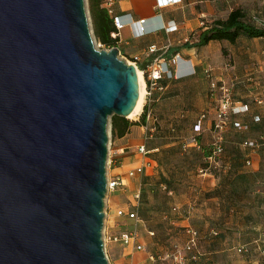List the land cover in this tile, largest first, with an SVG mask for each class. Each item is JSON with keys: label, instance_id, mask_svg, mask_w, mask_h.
Listing matches in <instances>:
<instances>
[{"label": "water", "instance_id": "95a60500", "mask_svg": "<svg viewBox=\"0 0 264 264\" xmlns=\"http://www.w3.org/2000/svg\"><path fill=\"white\" fill-rule=\"evenodd\" d=\"M137 71L95 46L85 0H0V264H110L108 124Z\"/></svg>", "mask_w": 264, "mask_h": 264}, {"label": "crops", "instance_id": "0c3cea01", "mask_svg": "<svg viewBox=\"0 0 264 264\" xmlns=\"http://www.w3.org/2000/svg\"><path fill=\"white\" fill-rule=\"evenodd\" d=\"M112 2L114 13L123 15L125 20V26L118 32L116 46L120 55L129 62H134V58L140 56L135 62L144 78L147 67L154 58L168 61L176 53H180L181 58L176 64H170L175 76L162 79V83L166 85L165 90L155 89L149 97L151 102L148 106L152 107L156 121L148 122L145 115V122L132 125L126 135L119 137L113 134L111 155L113 153L115 159L121 161L117 166L112 165L116 161L112 158L108 171L115 176H124L127 182V186L116 190L121 192L114 194L117 196L123 195L122 189L124 191L125 187L130 188L132 179L144 172L150 175L149 178L141 177L145 185H159L166 190V197L163 198L158 187H155V202L147 201L148 196L144 194L142 201L149 205L152 214L147 215L145 219L141 218L138 208L140 220L132 221L152 224L154 215L165 219L170 226L167 232L168 245L159 246L161 252H147L146 239L141 237L142 243L145 244L143 250L135 251L125 246L126 251L119 257L111 248L109 254L107 251L110 262L114 260L116 264H174L166 254L185 246L189 238L185 227L191 225L199 231L200 237L197 248L188 252V256L197 255L196 259L190 260V264H264V255L259 249L264 243V154L258 152L264 144L250 149L243 145L244 139L240 144L247 153L242 163L232 158L227 160L225 156L218 160L215 166L207 160L209 169L203 172L204 176L200 178L197 186H192L193 176L188 170V166L193 164V161L188 160L192 159L191 157L183 156L186 160L180 162L171 160L169 156L168 162L172 163L166 172L162 165L163 160H160L158 154L147 156L148 153L159 150L157 146L149 148L155 136L172 139L164 146L167 147V154L174 156L178 155L181 144L185 149L190 146L201 148L204 146V139L209 135L212 145L216 110L198 113L194 110L181 111L165 106V110L170 109L172 116L177 118L187 116L189 120L190 115L196 116L192 125L194 135L190 138L176 134L168 137L166 131L161 132L162 114L159 113L161 100L176 94L189 96L192 103L199 108L203 106L202 100L207 92L217 99L218 93L221 92L219 89L216 92L212 90V81L218 85L229 86L232 98L237 104L250 106L249 111L231 116L232 120L249 124V128L239 130L229 124L223 133V144L226 145V136L234 131L246 132L254 127L264 128V36L250 37L242 33L235 42L213 39L201 46L194 45L202 31L214 26L217 20L226 19L235 9H241L246 14L247 22L263 26L260 20L264 19V0H177L162 7L157 6V0ZM140 19H144V23H139ZM141 25L145 29L143 33L140 32ZM150 48H153V51H150ZM208 69L211 76L207 73ZM141 112L138 114V120L141 118ZM199 121L201 129L196 131L195 126ZM174 130L172 128V131ZM196 134L199 135L197 141L201 147L191 141ZM142 144H145L146 153L139 151ZM203 157L206 158L204 154ZM247 158L251 160L250 164L247 163ZM140 164H145L144 172L129 177L128 169ZM211 167L219 171H212ZM240 178H246L248 181L239 183ZM139 189L141 191V188ZM127 204L128 201H108L106 237L120 232L115 221L117 216L113 214L114 206ZM175 206L178 211L173 210ZM148 233L156 234L154 230H149ZM243 245L250 247L248 253L237 251L238 247ZM136 257L139 259L136 260Z\"/></svg>", "mask_w": 264, "mask_h": 264}, {"label": "rangeland", "instance_id": "374dc122", "mask_svg": "<svg viewBox=\"0 0 264 264\" xmlns=\"http://www.w3.org/2000/svg\"><path fill=\"white\" fill-rule=\"evenodd\" d=\"M86 1V9H87V13H88V17H89V23H90V29H91V33L93 36V40L95 43V46L98 49H105L106 46L103 45L102 43H100V41L96 38L95 34H94V30H93V26H92V20H91V16L89 13V8H88V1ZM262 25V23H261ZM120 58L128 61L126 58H124L123 56L120 55ZM220 84V83H219ZM209 86V83H208ZM189 96H184V95H174L173 97H169L166 98L165 100H161L160 102V106H159V113L161 112L162 115H160V121H161V132H165L166 131V135L169 137L170 135L176 134L179 136H184V137H188L190 138L191 135H194L192 133V125L194 123V120L196 118V116H191L190 115V119L188 120L187 116L184 117H175L172 116V112L170 111V109L165 110V106H169L171 108H178L181 111H186L189 110L191 111H196V112H202V111H208V112H213L214 110H216L217 106H218V102H219V98H220V93H218V97L217 99L212 98L209 94V92H207L206 97L204 100H202V104L203 106H201V108H199L198 106H196V104H193L191 99H189ZM206 103V104H205ZM213 113H211L212 116ZM130 120H138V114H136L134 117L129 118ZM172 128H174L175 130L172 131ZM180 130H182L180 132ZM170 132V133H169ZM264 133V128L262 127H254L251 128L249 131L246 132H237L234 131V133L229 134L228 136H226V146H225V151L223 156H225L227 158V160H229V158L231 159H236L238 163H242V161L245 160V155L247 153V150L245 148H243L241 146V142L249 137H255L257 135H260ZM108 134H109V141H108V151L110 152V157L114 158V163H112V165H119V161L118 159H115V157L113 156V153L111 155V148H112V126H111V119L109 118V124H108ZM227 135V134H226ZM195 137H199V135H195ZM172 139H168V138H160L159 136H155L154 140H152L149 144V148L150 147H154L157 146L159 147V150L157 151H153L151 153H148L147 156L148 157H153V156H159L160 160H163V167L164 169L167 171L168 168H171V163H169L168 161V157L170 156L171 160H179L180 162L182 160H186L183 159L185 157L183 156H187L188 158H192V159H188L190 161H193V164L188 166V170L191 171V175L193 176V179H191L192 181V186H197L200 178H202L203 172L200 171L201 168H206L209 165V162L207 161L206 158L203 157L204 152H208L211 151L212 146H211V142H212V138L211 136H206V138L204 139V146L202 145L201 148H195L193 146H190L189 148L185 149L182 147V144L180 145V151L178 153L177 156H174L172 154L168 155L167 154V147H165V143L171 141ZM195 148V149H194ZM196 150V151H195ZM260 154H264V147L260 148L258 151ZM264 162V161H263ZM136 164V163H135ZM133 164V166L135 165ZM264 166V165H263ZM109 171V168H108ZM212 171H219L217 169H213ZM148 172H150V169H148ZM111 176H115L112 175L110 173ZM148 177L150 175H146V172H144L142 175L137 176L135 178L132 179V183L129 187H125L124 191L122 189V193L124 192L123 195H114V194H120L121 192L119 191H114L111 194H108L105 196V206H104V212H105V218H104V224L107 222V214L109 217V213H108V206L107 203L109 200L114 199V200H118V201H128V204H137V198L134 196V194L136 193V190L134 191V189H139L141 188V197L140 200L138 202L137 207L140 209V217L144 218L147 217V215H151V211L149 209V205H146L143 203V195L145 194L146 196H148L147 201H152L155 202L157 200V197L155 196V187H158V190L161 193V196L166 197V190H164L162 187H160L159 185L154 186L152 184H148L145 185V182L142 181L143 179H141V177ZM248 180L246 178H240L239 179V183H245ZM141 183V185H140ZM114 196V198H112ZM122 197V198H121ZM161 199V198H160ZM121 204V203H119ZM120 206V205H119ZM118 207V205L114 206V213L116 214V208ZM150 213V214H147ZM156 213V212H154ZM160 215V213L158 214ZM114 216V215H113ZM154 220L152 221V224L150 222L149 223H136L132 220H128L125 217H116L115 221L116 224L118 225V231H122V230H127V229H137L140 236L144 239H146V248H147V252H161L162 249L159 248L160 247H164L167 246V238L169 237V235L167 234L168 229H169V225L167 224V221L165 219H162L161 217L154 215L153 216ZM149 219V217H148ZM149 230H154L156 232L155 235H150L148 233ZM105 233L104 228H103V234ZM158 236V237H157ZM104 238V237H103ZM107 239V238H106ZM143 239V240H144ZM111 248L114 250V252L120 257L122 256V254L126 251L125 246L123 244H121V242H111V240L109 241V239L106 240L105 243V252L107 255V251L108 254L109 252H111ZM134 253V252H133ZM146 255V253L144 252V256ZM108 257V255H107ZM135 257V256H134ZM136 260H138L139 258H135ZM109 260V257H108ZM115 261L112 260V262L110 264H114ZM116 264V263H115Z\"/></svg>", "mask_w": 264, "mask_h": 264}, {"label": "built area", "instance_id": "2783aa9c", "mask_svg": "<svg viewBox=\"0 0 264 264\" xmlns=\"http://www.w3.org/2000/svg\"><path fill=\"white\" fill-rule=\"evenodd\" d=\"M177 0H157V6L162 7L166 3L172 4L175 3ZM104 6L108 9L109 13L113 16V22L115 25L116 30L112 32V36L116 37L118 35V32L125 26V20L123 15H117L114 13L113 9V2L112 0H106L104 2ZM144 19H140L139 23H144ZM260 23L264 26V19L260 20ZM140 32H144V26H140ZM105 49H110V47H107ZM150 51H153V48H150ZM140 56H137L134 58L135 61L139 59ZM181 58L180 53L174 54L168 61L162 60L159 57L154 58L147 67L146 77L143 78L145 81V99L142 107V112L144 111L145 105L150 104V98L153 95V90L159 89V90H165L166 85L162 83V79L164 78H173L175 76L174 72L170 69V64H176L178 60ZM130 62L136 65V62ZM129 62V61H128ZM138 68V66L136 65ZM207 73L209 76L210 71L207 70ZM211 88L213 91L220 90V98L218 102V106L216 108V114H215V120L213 124L214 129V149L211 155H209L207 158L208 161L215 164L218 162L217 157L222 154L223 152V133L226 128V126H229V124H232L233 127L239 129V130H247L249 128V124L241 121V120H232L231 116L234 114L247 112L250 109V106L248 104H237L232 98V91L231 88L225 84L218 85L215 81L211 82ZM261 103L262 101L259 100ZM141 112V113H142ZM146 120L149 121H156L157 118H155L154 113L152 111V107L148 106L147 111L145 112ZM205 115H202L204 117ZM201 121H199L196 126L195 130L199 131L201 129ZM191 141H193L198 147H201L199 142L195 137L191 138ZM264 144V134L255 137V138H247L243 141V145L247 148H257ZM139 151L142 153H146V147L145 144L140 145ZM112 163V157H110V152L108 151V158H107V193L106 195L116 191L118 188L127 186V182L125 181L124 176H111L108 172V168L110 169V164ZM247 163L250 164L251 160L247 158ZM145 170V164H140L139 166L135 168L128 169L127 175L129 177H133L136 174H140L144 172ZM201 172L208 171V168H201ZM166 189V185L163 186ZM134 196L137 198V204H127V205H120L116 208V216L118 217H125L126 219L139 221V213H138V202L141 197V191L140 189L136 190V193ZM174 211H178V208L175 206L173 207ZM104 231L103 234L104 242L106 241V238L111 239L115 242H121L124 246H128L132 248L133 250H143L145 248V244L141 241V236L137 229H127L122 230L116 234H113L109 237H106V223L104 224ZM185 231L188 234L189 238L186 242L185 246L183 248H177L173 252H169L166 254L167 258H171L172 262L174 264H190V260L196 259L197 255L193 254L192 256H188V252H193L198 245V239L200 237L199 231L192 227L191 225H188L185 227ZM151 234H154V232H151ZM259 249L261 253L264 255V243L259 246ZM250 250V247L247 245H243L241 247H238L237 251L239 253L245 254L248 253ZM128 264V263H126Z\"/></svg>", "mask_w": 264, "mask_h": 264}, {"label": "trees", "instance_id": "16d2710c", "mask_svg": "<svg viewBox=\"0 0 264 264\" xmlns=\"http://www.w3.org/2000/svg\"><path fill=\"white\" fill-rule=\"evenodd\" d=\"M87 1L96 38L100 41V43L107 47L112 48L116 46L117 36H112V32H114L116 28L113 22L112 14H110L108 9L104 6V2L106 0ZM245 17L246 14L241 9L231 11L226 19L217 20L214 26L202 31L198 42L194 43V45L201 46L207 44L213 39H227L231 42H235L242 33H245L250 37L264 36V26H255L253 23L247 22ZM147 109L148 105L146 104L144 111L141 113L140 120H130L128 117L118 114L111 115L112 134L122 137L130 131L132 125L144 123L145 112ZM211 146V151L204 152L206 157L211 155L213 152L214 140ZM225 146L226 145L223 144L224 149L222 154L217 157L218 160L223 158ZM206 168L209 169V165ZM210 170H212V167Z\"/></svg>", "mask_w": 264, "mask_h": 264}, {"label": "bare ground", "instance_id": "6f19581e", "mask_svg": "<svg viewBox=\"0 0 264 264\" xmlns=\"http://www.w3.org/2000/svg\"><path fill=\"white\" fill-rule=\"evenodd\" d=\"M138 72V78H139V86H140V94L138 98V102L133 110V112L129 115V118L134 117L136 114H139L141 112V109L143 107L144 99H145V81L142 75V72L140 70ZM109 263L110 260H109Z\"/></svg>", "mask_w": 264, "mask_h": 264}]
</instances>
